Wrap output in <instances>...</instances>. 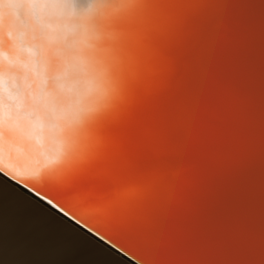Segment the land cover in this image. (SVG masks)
<instances>
[{
    "label": "snow or ice",
    "instance_id": "1",
    "mask_svg": "<svg viewBox=\"0 0 264 264\" xmlns=\"http://www.w3.org/2000/svg\"><path fill=\"white\" fill-rule=\"evenodd\" d=\"M138 3L115 107L82 158L52 185L55 196L31 184L28 191L98 247L124 257L121 264H192L196 235L172 220L171 208L187 169L211 165L220 152L214 121L221 108L238 121L258 118V153L228 155L236 169H259L264 193V0ZM3 205L0 190V247ZM37 244L72 250L62 236H17L21 248ZM237 252L236 264H264V226L242 237Z\"/></svg>",
    "mask_w": 264,
    "mask_h": 264
},
{
    "label": "water",
    "instance_id": "2",
    "mask_svg": "<svg viewBox=\"0 0 264 264\" xmlns=\"http://www.w3.org/2000/svg\"><path fill=\"white\" fill-rule=\"evenodd\" d=\"M91 1L96 10L94 15L98 14L104 19L103 23L100 21L96 25L93 22V47L98 49L101 45L106 53L102 57L95 49L96 57L93 59L82 55L85 64L90 63L86 65L89 72L85 71V75L92 87L82 123L84 143L78 156L62 167L60 175H55L53 181H48L50 184L44 185L47 186L44 190L53 196L56 192L52 185L82 158L92 141L95 128L115 107L120 97L126 56L140 15L138 0ZM90 20L94 21L93 18ZM100 27L103 35L100 34ZM249 56L255 67L259 57L257 39L250 42ZM88 124H91L89 129ZM214 127L217 133L215 147L220 152L211 165L187 169L171 208L172 220L196 235L187 257L192 264H236L240 239L264 226V193L259 169H236L228 155L254 156L258 153L261 138L258 118L253 116L251 120L238 121L232 113L221 108ZM8 177L0 176V181H3L0 190L4 193V243L0 247V264H81L82 261L88 264H121L120 260L125 259L120 257L119 260L98 247L75 230L79 225L38 199L28 191L27 186ZM15 189L24 195L19 196ZM29 196L31 200L26 199ZM21 231L45 238H68L72 242V250L39 244L21 248L17 245V236ZM119 255L116 253V256Z\"/></svg>",
    "mask_w": 264,
    "mask_h": 264
},
{
    "label": "clouds",
    "instance_id": "3",
    "mask_svg": "<svg viewBox=\"0 0 264 264\" xmlns=\"http://www.w3.org/2000/svg\"><path fill=\"white\" fill-rule=\"evenodd\" d=\"M5 9L11 20L0 33L7 41L0 47V163L35 174L42 161L56 160L46 150L48 132L83 111L91 94L80 54L86 34L69 0H21Z\"/></svg>",
    "mask_w": 264,
    "mask_h": 264
},
{
    "label": "bare ground",
    "instance_id": "4",
    "mask_svg": "<svg viewBox=\"0 0 264 264\" xmlns=\"http://www.w3.org/2000/svg\"><path fill=\"white\" fill-rule=\"evenodd\" d=\"M20 2L21 0H0V33H2V25L11 20V17L6 15L5 5ZM69 2L74 4V6L82 13L81 23L86 34V44L82 47L80 54L81 56L84 55L85 58L91 57V59H93L94 56L96 57L95 49H97L93 47L94 41H92L94 31L92 30L93 22L96 25L99 24L100 21H104V19L98 14L94 15L96 10H94L95 7L93 6V2L91 0H69ZM91 18H93L94 21H91ZM100 32V34H104L101 27ZM6 44L7 41L2 37V34H0V47L6 46ZM97 50L101 53L100 55L102 57L104 56V53H106V49L104 52V48L101 45ZM89 64H85L86 72H89L86 66ZM53 68H55V64H53ZM88 105L89 104L87 102L83 111H79L67 118L56 121L55 126L48 132L49 139L46 150L51 156L56 157L55 162L46 164L42 161L38 164L39 171L35 174L14 171L3 163H0V171L5 172L7 175L27 187L31 184L38 188L42 187L46 189L47 186L44 185L50 184L48 181H53V179H55V175H60L62 167L76 158L79 154L78 152L82 149V144L84 143L82 123L86 117L85 111L88 108ZM89 128H91V124H88L87 129Z\"/></svg>",
    "mask_w": 264,
    "mask_h": 264
}]
</instances>
